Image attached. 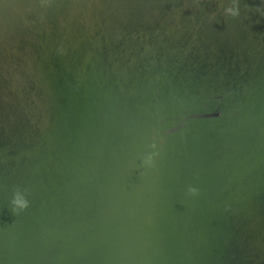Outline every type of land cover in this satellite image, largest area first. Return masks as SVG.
Instances as JSON below:
<instances>
[{"label":"water","instance_id":"water-1","mask_svg":"<svg viewBox=\"0 0 264 264\" xmlns=\"http://www.w3.org/2000/svg\"><path fill=\"white\" fill-rule=\"evenodd\" d=\"M229 2L0 0V264H264V17Z\"/></svg>","mask_w":264,"mask_h":264},{"label":"clouds","instance_id":"clouds-1","mask_svg":"<svg viewBox=\"0 0 264 264\" xmlns=\"http://www.w3.org/2000/svg\"><path fill=\"white\" fill-rule=\"evenodd\" d=\"M261 6H264V0H259V6L254 8V13H258L261 17H264V7ZM249 11H253V9L250 8ZM223 13L228 22L239 20L242 17L240 0H230L228 4L223 6ZM217 17L215 11L208 12L206 20L207 25L211 27L213 23H218ZM256 22L258 23L259 21ZM148 147L150 150L146 151L141 157L140 167L143 169H154L157 157L159 156L155 138H153V142L150 143ZM29 195V190L26 187L16 186L13 189L8 206L14 215L19 216L30 207ZM200 195L201 190L198 186L190 184L186 187L187 197L194 199L198 198Z\"/></svg>","mask_w":264,"mask_h":264}]
</instances>
